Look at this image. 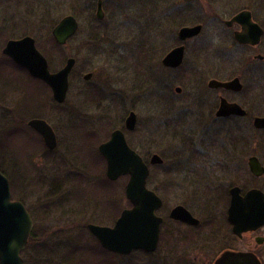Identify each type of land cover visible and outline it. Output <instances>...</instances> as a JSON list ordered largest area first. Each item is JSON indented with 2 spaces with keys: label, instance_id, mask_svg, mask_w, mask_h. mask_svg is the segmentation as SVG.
<instances>
[{
  "label": "rangeland",
  "instance_id": "1",
  "mask_svg": "<svg viewBox=\"0 0 264 264\" xmlns=\"http://www.w3.org/2000/svg\"><path fill=\"white\" fill-rule=\"evenodd\" d=\"M96 1L0 0V165L12 199L24 205L34 223L22 259L25 264H212L226 244L220 236L207 245L210 253L181 259L178 254L166 255L164 225L154 254L119 256L99 249L91 253L71 249L73 245L99 246L87 224L111 226L118 210L129 206L124 194L127 177L109 181L105 161L97 150L115 129L124 131L128 145L146 162L152 154L164 160L161 167H149L147 179L148 189L162 200L157 212L161 217L176 205L194 211L197 205L210 201L205 198L206 190L221 188L225 192L230 185L242 183L241 175L248 177L249 154L231 152L229 137L234 127L214 122L213 113L207 114L202 101L210 107L213 99L225 96L207 88L210 79L227 81L238 76L248 92L251 119L264 116V100L260 103L255 96L260 93L264 97V73L254 72L260 67L264 70V62L243 65L241 59L249 53L233 46L231 32L223 24L242 9H248L256 21V17L263 20L264 0H219L218 4L213 0H101V21L95 19ZM66 15L77 20L78 30L56 50L51 29ZM197 24H203L201 33L183 43L182 67L166 70L161 60L179 44V29ZM24 36L35 40L52 72L67 58L75 59L64 104L56 105L49 89L2 59L6 41ZM259 52L264 56L263 45ZM89 72L93 76L85 82L82 76ZM176 86L182 89L178 95ZM130 111L136 115V127L126 131L123 123ZM32 118L45 120L54 130L57 147L52 152L39 137L24 130ZM248 129L251 150L255 146L262 154L259 141L264 140V133ZM11 131L15 135L6 141ZM90 133L96 137L90 139ZM25 140L29 156L17 152V148L23 152ZM190 143L195 147L190 148ZM196 146L204 148V160L210 162L201 163L204 170L208 165L212 174L207 186L198 184L189 171L164 175L170 163L183 160L176 157L190 156L187 151ZM261 161L264 164V157ZM186 162L188 159L183 162L188 166ZM260 183L264 188V177ZM196 247L205 246L200 242ZM260 249L264 263V246ZM193 250L188 251L193 254Z\"/></svg>",
  "mask_w": 264,
  "mask_h": 264
},
{
  "label": "water",
  "instance_id": "2",
  "mask_svg": "<svg viewBox=\"0 0 264 264\" xmlns=\"http://www.w3.org/2000/svg\"><path fill=\"white\" fill-rule=\"evenodd\" d=\"M102 3L97 1L95 17L103 18ZM233 21L243 24L244 34L236 33V39L241 43L255 45L259 41L260 28L250 20L248 12H241L233 18ZM229 25L230 23H226ZM78 29V22L72 15L62 17L51 31L55 43L64 46ZM201 31L200 25L182 27L177 36L180 41L196 37ZM2 55L9 57L15 64L25 68L32 76L43 81L51 90L52 98L57 104L65 101L69 87L68 78L75 65L74 58H67L62 68L56 72H50L45 57L36 49L34 39L24 36L20 39L8 40L1 51ZM184 58V46H179L168 52L161 60L166 68H177ZM92 74H85L83 80H89ZM210 88L224 87L226 89L239 90L241 88L238 79L230 82L210 80ZM179 93L180 88H176ZM229 114L244 115V112L236 105L229 104L225 99L220 101L217 116ZM136 115L131 111L127 115L124 126L127 131L135 128ZM27 126L41 136L44 147L53 151L57 147V138L50 125L42 119H31ZM253 128L264 129V117L253 120ZM99 154L105 160V176L109 181H116L122 176H127L124 187L126 200L130 207L123 209L112 226L88 224L87 229L106 251L127 256L133 251L153 253L158 244L161 218L156 211L161 207V199L147 188L149 175L148 165L142 157L127 144L124 132L115 129L109 138L98 146ZM159 155L153 154L149 159V165L161 164ZM249 171L252 175L260 177L264 174V168L256 157L248 160ZM238 187L230 190V207L228 220L233 224L234 230L244 222L247 228H256L264 225V197L259 190H251L244 197L240 196ZM259 204L258 208H251L250 219L244 221L243 204L249 202ZM241 214V216H238ZM172 220L197 224L189 212L182 206L174 207L170 212ZM33 228V221L24 205L19 201H13L8 179L0 172V264H24L21 252L28 243V238ZM212 264H260L252 253L224 252Z\"/></svg>",
  "mask_w": 264,
  "mask_h": 264
},
{
  "label": "flooded vegetation",
  "instance_id": "3",
  "mask_svg": "<svg viewBox=\"0 0 264 264\" xmlns=\"http://www.w3.org/2000/svg\"><path fill=\"white\" fill-rule=\"evenodd\" d=\"M97 1H99V0H97ZM97 1H96V8H97ZM213 1L216 4L219 3V0H213ZM227 1L229 3L233 2V0H227ZM101 3H102V1H101ZM95 12H96V9H95ZM102 12H103V18H104L103 7H102ZM241 12H248L249 15H250V20L254 24H256L261 30L259 41L255 45H251V44H248V43H241L240 41H238L236 39V36H235L236 33H239V34H244L245 33L243 31V24H241L239 22H236V21H233V18L236 15H238L239 13H241ZM256 18L258 19V21H256L253 18L252 13L248 9H242V10L238 11L237 13H235L233 16H231L229 19L223 21L224 26L231 32V39H232L233 46L238 48V49H240V50H242L244 53L245 52L249 53L247 58L241 59V62H243V65L251 66V62H255V63L264 62V56L262 54H260V52H259V50H261L262 45L264 46V19L261 20V19H259V17H256ZM95 19H96V17H95ZM96 20H98V19H96ZM101 20H98V21H101ZM227 22L230 23V24L227 25L226 24ZM197 25H200L201 26V30H202L203 24H197ZM51 31H52V29H51ZM76 33H77V31H76ZM200 33H201V31H200ZM75 34L72 37H70L67 40V42L70 39H72L75 36ZM177 38H178V36H177ZM193 38H195V37H193ZM190 39H192V38H190ZM190 39H187V40H190ZM13 40H15V39H13ZM187 40H185V41H187ZM185 41H180L179 44H177L174 47H172L168 52H170L172 49H174L176 47L184 46V56H185L186 47L183 44ZM34 42H35V40H34ZM35 47L39 51V49L36 46V42H35ZM60 47H62V46H60ZM2 56L10 59L9 57H7L5 55H2ZM69 58H71V57H69ZM45 59L47 60L46 57H45ZM183 62H184V58H183V61H182L181 65L178 66L177 68H166L164 66L163 67L166 70H168V71H177V70H179L182 67ZM47 63H48V68H49L48 60H47ZM15 65H17V64H15ZM17 66H19V65H17ZM19 67H21V66H19ZM21 68H23V67H21ZM73 68H72V70H73ZM261 68L262 67L258 68L254 72L255 73L258 72V74L260 76H262V74L264 73V70L261 69ZM23 69L30 76L29 77L30 80L36 82L42 88L44 87V88L49 89V91L51 93L50 88L43 81H41V80H39V79H37L35 77H32L27 72V70L25 68H23ZM72 70H71V73H72ZM49 71H50V69H49ZM56 71H53V72H56ZM50 72H52V71H50ZM71 73H70V75H71ZM89 73L92 74V75H91L89 80H84L85 82H89L91 80L92 76H93V72H89ZM89 73H87V74H89ZM70 75H69V77H70ZM83 76H82V79H83ZM234 79H238V81L240 82L241 88L239 90L226 89L224 87L210 88L208 86L209 81L210 80H216V79H210L207 82V85H206L207 88L209 90H211V91H221V93H223L225 96L219 95L217 97V99L216 98L213 99L210 107H208L206 102L202 101V103L205 104V108H206V111H207L208 115H211L213 113V115H214L213 121L214 122L215 121L216 122L220 121L222 123H225L226 127H234L233 130H235V127H240L241 128L243 139L242 140H237V141H230V143H231V152L233 154H237V153H241L242 154L243 153V155H244L246 152H247V154H249L248 157H247V161H246L247 170H248V173H247L248 177L245 178L246 177V173H245V176L241 175L240 177H238V179L242 180V183H239L238 185H230V187L225 189V192H224V190H221V188L217 189L216 192H215V189L206 190V197L205 198H206V200L210 199V201L207 202V203H202L200 205H197L196 208H195L196 210H194V211H192L189 207H185L183 205H179V206L184 207L189 212V214L192 216V218L197 220V224H195V225L187 223V222L178 221V220H172L170 218L171 210L174 207L178 206V205L171 207L166 212L165 218L159 216L157 212L162 207V205H161V207L156 211L157 216H159L162 219L161 220V224H160V231H159V239H158L157 248H158L159 241H160L161 229H162V226L164 225L165 228L162 231V233H163V237H164V242L166 244L165 246H166V249H167L166 255H168V256H172V255L178 254V257L181 258V259H183V258L190 259V257L193 258V259H196V258H198L197 255L198 256L199 255H203L204 252H209L210 253L211 249L207 245H209L212 240H216L220 236L222 242L225 241L226 244H223L222 247L219 249V251L216 250L217 254L215 255L212 263L222 253L229 251V252H240V253H252L259 260L260 264H264V263H262V260H261V257L263 255H262V251L260 249L261 247L264 246V225H261V226H258L256 228L251 229V228H247V226L245 225L246 222H244L243 224H240L238 226V230H239V232H238V231L234 230L233 224L228 220V210H229V207H230V190L233 187H238L239 188L240 196H242V197H244L248 192H250L251 190H254V189L255 190H259L263 194V197H264V188L262 187V184L260 183V180L264 177V174L262 176H260V177H256V176H254V175H252L250 173L249 167H248V160L251 157H256L258 159L259 163L261 164V166L264 168V164L261 161V157L262 158L264 157V156H262L263 153H264V140L263 141H259V147L262 145L261 146L262 154H260L259 149L257 147H255V146L251 150V147H250V142H251L250 141V136H248V133L250 132L248 127H252V128L254 127L253 126L254 118L264 117V116H260L258 114L256 116L252 117V119H251V116H250L249 111H248V105H249L248 92L246 91V89H245L246 87L243 85L242 81L240 80V78L238 76H235V77H233V78H231V79H229L227 81H219V80H217V81H219V82H230V81H232ZM68 82H69V78H68ZM176 88H180V87L176 86L174 88V93L178 95V94H180L182 92V89L180 88L181 91L178 93L176 91ZM68 90H69V87H68ZM66 96H67V94H66ZM255 96L257 97V100L260 103L263 102V100H264L263 95H261L260 93H255ZM51 97H52V93H51ZM222 99H225L226 102L229 103V104H234V105L238 106L244 112V115L241 116V115H236V114H229V115H226V116H217L216 113L219 110L220 101ZM52 100H53V98H52ZM65 100H66V98H65ZM53 102L56 105L60 106V105L64 104L65 101L62 104H57L54 100H53ZM126 117H125V119H126ZM32 119H40V118H32ZM125 119H124V122H125ZM29 120H31V119H29ZM250 121H251V126H249ZM26 126H27V123H26ZM123 127H125L124 123H123ZM135 127H136V124H135ZM28 129L31 130L30 131L31 133L35 134L37 137H39L41 139V136L39 134H37L34 130L30 129L29 127H28ZM253 129L257 133H264V129H259V130L255 129V128H253ZM56 138H57V136H56ZM41 141H42V139H41ZM189 147L190 148L191 147H195V145L193 143H190ZM190 148H189V151H187L190 154V156H188V157H185V156L181 157L180 156L179 158L176 157V160H182L183 159L185 161L186 159H188L189 162H186L188 164V166L184 165L185 163H183L184 162L183 160L181 162L178 161L179 163L178 162H174V163L172 162V163H170L167 166V168L164 170L163 173H164V175L170 177L172 175H176L177 176L178 174H180V172H178V170H181V171L184 170V172L185 171H189L191 173L188 172V175H191V176L195 175L196 179L198 180V184H199V182L200 183L203 182L204 186H207V182H208V178L207 177L208 176L211 177L212 174H211V172L208 169V165H207V169H205V170L201 166L202 162L206 163V164L210 163L207 160H204L205 157L202 154L203 151L201 152V149L203 150L204 148L200 147V149H199L196 146V148L193 149V151L190 150ZM206 148H208V147H205V149ZM50 152H52V151H50ZM197 154L198 155L202 154L203 156H201V155L197 156ZM150 157H149V159H150ZM234 158H235V156H234ZM144 162L148 165V169H149V167H161L163 165V163H164V160L162 159V163L161 164H157V165H149V160H148V162H146L144 160ZM211 163H214V161H211ZM1 173L4 175L3 172H1ZM148 177H149V175H148ZM247 180H249V181L247 182ZM195 192H196V194L200 195V190L199 189H195ZM203 195L204 194L201 193L200 196L203 197ZM242 206H243V210H244L243 211L244 221H247L246 219H250V217H251L250 212H248V211H250L251 208H258L259 204H251L250 200H249V202L244 203ZM238 216H241V214H238ZM33 226H34V223H33ZM32 232H33V228H32L31 234H32ZM31 234L29 236V239L31 237ZM200 242H202L203 246H205L204 248L203 247L198 248L199 246L196 247V245L198 243H200ZM28 243H29V240H28ZM215 243H219V242H215ZM236 244L237 245L239 244L240 247L236 248L235 247ZM177 247H178V251H173V249H176ZM191 247H192V249H196V250H193V254L188 251ZM171 251H173V252H171ZM154 253H155V251L153 253H145V254L146 255H150V254H154ZM23 262H24V260H23Z\"/></svg>",
  "mask_w": 264,
  "mask_h": 264
},
{
  "label": "trees",
  "instance_id": "4",
  "mask_svg": "<svg viewBox=\"0 0 264 264\" xmlns=\"http://www.w3.org/2000/svg\"><path fill=\"white\" fill-rule=\"evenodd\" d=\"M52 47L54 48V49H56V50H59L61 47L60 46H58L54 41H53V43H52ZM3 60H5V62L7 63V66H10V67H13L14 69H16V70H20V71H22V72H24L28 77H30L27 73H26V71L23 69V68H21V67H19V66H17V65H15L10 59H8V58H6V57H3L2 58ZM42 84V83H41ZM43 85V84H42ZM24 130H27V131H31V130H29L28 128H24ZM236 132H238V133H236ZM13 135H15V132H10L7 136H9V137H7V138H5V140L6 141H8V140H10V139H12L13 138ZM23 135V134H22ZM88 136H89V138L90 139H93L94 137H96V135L95 134H92V133H90V134H88ZM20 138H23V137H20ZM230 140L229 141H237V140H242L243 139V135H242V131H241V128L240 127H237V129L236 130H234L233 131V133H231L230 134ZM26 143H28V141L27 140H25L24 141V147H23V152L21 151V148H17V152H18V154H20L21 156H23V155H27V156H29L28 155V151H27V149H26V147H25V144ZM30 143V142H29ZM6 146H7V144H6ZM40 146H41V144H40ZM7 148H8V146H7ZM41 148H42V146H41ZM0 171L1 172H3L4 174H5V172L1 169V165H0ZM76 178H81L80 179V181L83 179V177L82 176H76ZM66 181H68V178L66 177V179L64 180V182H66ZM106 183L108 184V181H106ZM102 189H104V185L102 186ZM130 206V205H129ZM128 206V207H129ZM120 214V212H119V210H118V212H117V215L115 216V217H117L118 215ZM115 221V220H114ZM31 237H32V234H31ZM31 237H30V239H31ZM29 239V240H30ZM74 247H72V249H71V251H74L75 249H81V252L84 250V251H86V252H89V253H91V251H94V252H97V251H95V249H99V250H102L103 252H105V250L99 245V246H97V247H86V246H76V245H73ZM71 251H69V252H71ZM142 253V254H144V255H146L144 252H142V251H138V252H133V253ZM98 262H101V260H98Z\"/></svg>",
  "mask_w": 264,
  "mask_h": 264
}]
</instances>
